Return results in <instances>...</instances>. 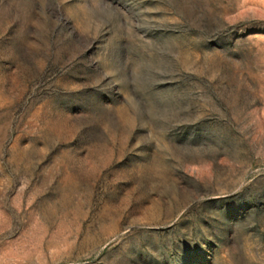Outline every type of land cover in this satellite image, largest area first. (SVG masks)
<instances>
[{
    "label": "rangeland",
    "instance_id": "374dc122",
    "mask_svg": "<svg viewBox=\"0 0 264 264\" xmlns=\"http://www.w3.org/2000/svg\"><path fill=\"white\" fill-rule=\"evenodd\" d=\"M0 264H264V0H0Z\"/></svg>",
    "mask_w": 264,
    "mask_h": 264
}]
</instances>
